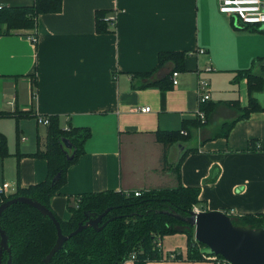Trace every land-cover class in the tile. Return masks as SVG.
Listing matches in <instances>:
<instances>
[{"label": "crops", "instance_id": "obj_1", "mask_svg": "<svg viewBox=\"0 0 264 264\" xmlns=\"http://www.w3.org/2000/svg\"><path fill=\"white\" fill-rule=\"evenodd\" d=\"M1 1L30 6L34 0ZM97 11L115 17L114 23L106 22L109 31L95 30ZM34 33L35 44L28 38ZM162 51L184 52V69H175L173 62L157 67ZM263 54L264 34L237 26L218 11L217 0H61L59 12L40 13L34 26L0 34V110L18 111L23 129L29 122L36 126V140L27 131L29 144L0 158V185L7 182L13 193L45 179L46 160L31 153L44 148L46 130L39 135L38 117L56 115L62 127L90 130L83 153L48 201L61 220L69 219V206L85 192H132L178 183L197 188L198 206L205 210L229 211L233 219L260 216L264 111L236 119L233 104L244 107L249 97L246 78L237 79L236 73ZM173 70L178 71L175 87H133L170 81ZM139 72L152 73L134 75ZM199 79L211 89L201 106ZM204 105L210 109L205 123L189 125L187 138L165 147L156 140L158 130L179 129L183 120L196 119ZM144 106L150 111L141 112ZM234 119L222 135L218 128ZM164 151L168 166H163ZM181 156L177 178L172 163ZM173 174L174 181L163 179ZM187 245L185 233L164 235L159 240L162 257L176 252L179 258L147 264H216L188 259Z\"/></svg>", "mask_w": 264, "mask_h": 264}, {"label": "trees", "instance_id": "obj_2", "mask_svg": "<svg viewBox=\"0 0 264 264\" xmlns=\"http://www.w3.org/2000/svg\"><path fill=\"white\" fill-rule=\"evenodd\" d=\"M61 0H34L30 6H4L0 9V34H7L11 29L29 28L35 25L36 17L40 13L59 12ZM104 12L95 14V30L98 33L109 31L104 21ZM258 30L257 27H245ZM259 31V30H258ZM264 34V31H260ZM185 53L181 51H162L158 53L157 67L166 62H173L175 69H184ZM175 71V70H173ZM152 72H139L134 75L147 77ZM235 77L246 78L248 88V103L240 107L238 103L233 106L239 111L236 119L248 116L254 111H264V108L253 97V94L264 89V54L253 60L251 67L240 70ZM159 85L163 89L171 87L168 80L147 81L133 87H146ZM204 104V103H203ZM206 115L210 109L205 105L200 108ZM0 116H9L18 119L21 115L16 112H3ZM48 118L45 125L43 149H39L31 155L43 158L47 163V174L43 181L30 185L25 189L0 195V204L17 196H26L46 206L59 221L64 235L72 232L79 222L85 220V214L97 216L106 208L111 210L102 218L100 223L105 225L100 230L86 227L67 239L62 247L56 251L47 264H123L133 254V264H147L148 261H158L162 253L157 243L162 236L173 233H185L188 238L187 257L190 260H201L210 256L204 251V245L194 240L193 227L176 215L187 217L192 206L198 205V189L183 187L179 183L175 186H164L140 190L138 195L132 192L107 190L101 192H85L76 198V205L69 206L70 216L68 220H61L50 209L49 198L59 193L60 187L66 181V172L69 165L74 163L84 151V142L90 136L88 128L60 125L58 116L41 115ZM236 119L224 124L226 129L222 135L226 136L228 129ZM198 118L183 120L179 129L158 130L155 133L156 140L164 147L179 142L190 135L189 125L201 123ZM181 130L186 134H181ZM67 138L71 142V154L61 147V139ZM163 152V166L165 162ZM9 154L6 136L0 132V158ZM67 155H72L68 158ZM174 167L176 176H179V162ZM173 169V167H172ZM59 173V179L51 184L53 176ZM230 216H232L230 214ZM232 218V217H231ZM264 214L260 216L244 215L241 220L252 224L250 228H258L264 224ZM234 219L232 218V221ZM182 225V226H181ZM0 228L5 231L10 247V264H43V258L49 252L56 240V230L52 221L42 215L30 205L16 202L5 208L0 214ZM179 253L177 258H179ZM8 254L3 253L2 264H5ZM220 259L221 256H217ZM228 263V262H226Z\"/></svg>", "mask_w": 264, "mask_h": 264}, {"label": "water", "instance_id": "obj_3", "mask_svg": "<svg viewBox=\"0 0 264 264\" xmlns=\"http://www.w3.org/2000/svg\"><path fill=\"white\" fill-rule=\"evenodd\" d=\"M258 30L264 31V25H261ZM253 97L264 108V89L253 94ZM61 142V147L72 148L69 139L62 138ZM71 156L67 155L68 158H71ZM58 179L59 173H56L51 180V184H55ZM16 202H21L37 209L42 215L47 216L55 227L56 240L43 258V264H47L64 242L82 229L92 227L95 230H100L105 225V223L100 225L102 218L111 210L110 207L106 208L97 216H90L86 213L85 220L79 222L72 232L64 235L59 221L53 213L40 202L26 196H17L2 202L0 204V214L5 208ZM176 217L193 227L194 240L204 245L206 248L204 251L210 255L221 256L229 264H264V225L258 228L235 226L232 223L231 216L220 210H205L198 213L190 211L187 217L179 215H176ZM4 252L8 254L5 264H10L11 255L8 237L5 231L0 228V264H2Z\"/></svg>", "mask_w": 264, "mask_h": 264}, {"label": "built area", "instance_id": "obj_4", "mask_svg": "<svg viewBox=\"0 0 264 264\" xmlns=\"http://www.w3.org/2000/svg\"><path fill=\"white\" fill-rule=\"evenodd\" d=\"M6 6L1 0H0V9ZM217 8L218 11L221 14H224L232 19V21L237 25L241 27H257L259 28L261 25H264V0H217ZM112 20V21H111ZM105 22L111 21L114 23L115 17H111L110 19L104 18ZM29 40L35 44L37 42V36L36 33L28 36ZM199 52H203L202 49H199ZM207 70H210L209 67H207ZM170 82L171 86L175 87L178 83V71H172L170 75ZM210 87L205 79H199L197 84V101L199 106H201L203 103L208 101L210 99ZM141 112H148L150 111L149 106H144L139 108ZM196 118H198L201 122L205 121V112L198 107V109L195 112ZM39 123H42L46 125L48 123V118H41L38 117ZM181 134H186V131L181 130ZM22 139H24L22 137ZM257 145V143H256ZM12 192L9 191V184L7 182H3L0 185V195L7 196L8 194H11ZM139 191H134V195H138ZM192 211L195 213L205 211V208L195 205L192 207ZM226 214L230 215L231 212L229 211H223ZM159 245V242L157 243ZM134 255L131 254L128 259L133 260ZM177 253L176 252H170L165 254L161 259L163 260H171L176 259ZM206 259L215 262L216 264H223L226 263L224 259H220L219 257L215 255L207 256Z\"/></svg>", "mask_w": 264, "mask_h": 264}, {"label": "rangeland", "instance_id": "obj_5", "mask_svg": "<svg viewBox=\"0 0 264 264\" xmlns=\"http://www.w3.org/2000/svg\"><path fill=\"white\" fill-rule=\"evenodd\" d=\"M208 82V81H207ZM209 84V82H208ZM211 90V89H210ZM211 92V91H210ZM207 102V101H206ZM239 112V111H238ZM227 125V123H226ZM22 123L18 120V119H15L13 117H9V118H1L0 119V130L6 135V140H7V149L8 150H11V151H16L17 149H23V147H25L26 145L29 144V138H28V133L27 131H29L30 133H33L34 135V140H36V131H35V125L34 123L32 122H29L25 125V129L22 128ZM220 128V129H219ZM218 128V130L220 131H224L226 129L225 125L223 126H220ZM23 129V130H22ZM45 130V127L44 125H42V123L39 125V135L42 136L43 132ZM222 131V132H223ZM25 134V136H27V139L28 141H22V136ZM25 140V139H24ZM180 142V141H179ZM177 143V142H175ZM65 148V147H64ZM65 151L68 152L69 154H71V151L72 149H67L65 148ZM172 167H173V172L175 171L174 170V167L176 168V162H173L172 163ZM147 178V177H146ZM145 178V179H146ZM158 177H156L157 179ZM163 179H166L167 181H174V174L173 176L171 177H168V176H164ZM140 186H144V184H141ZM164 186H169V185H164ZM164 186H161V187H164ZM194 206V205H193ZM192 206V207H193ZM192 211V209L190 210ZM232 223L235 225V226H242V227H247V228H250V226L252 224L249 223H246L245 221L241 220V219H234L232 221ZM244 225V226H243ZM248 225V226H247ZM264 225V224H262ZM182 226V225H181ZM245 227V228H246ZM157 246L159 247V245L157 244Z\"/></svg>", "mask_w": 264, "mask_h": 264}]
</instances>
